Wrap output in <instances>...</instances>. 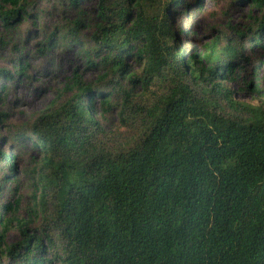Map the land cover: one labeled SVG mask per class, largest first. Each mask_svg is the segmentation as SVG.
<instances>
[{"label":"trees","instance_id":"1","mask_svg":"<svg viewBox=\"0 0 264 264\" xmlns=\"http://www.w3.org/2000/svg\"><path fill=\"white\" fill-rule=\"evenodd\" d=\"M65 1L77 13L65 36L102 70L104 89L88 95L75 74L73 95L31 124L42 154L30 168L34 205L6 253L22 256L20 264H264V103L236 101L227 85L245 81L251 67L255 75L245 43L264 52V0H247L261 14L249 15L246 30L232 28L244 42L218 37L187 58L172 21L183 0ZM37 2L0 0V22L20 23ZM15 72L26 76L21 63ZM166 73L174 76L146 109L143 134L118 147L101 143L95 95L107 112L135 108L133 89L105 80L149 89ZM0 155L15 167L17 155ZM0 225L1 249L11 225L2 215Z\"/></svg>","mask_w":264,"mask_h":264},{"label":"rangeland","instance_id":"2","mask_svg":"<svg viewBox=\"0 0 264 264\" xmlns=\"http://www.w3.org/2000/svg\"><path fill=\"white\" fill-rule=\"evenodd\" d=\"M36 1L31 15L20 23L5 26L0 22V112L5 115L0 117V153L17 155L13 169L0 155V216L11 225L5 245L0 249V264L21 263L22 256L10 257L6 247L20 240L18 224L31 217L29 210L34 205L30 168L42 154L35 136L30 134L31 124L45 112L55 113L73 95L80 84L74 79L75 74L81 78V84L91 87L88 95L104 89V84L99 83L102 70L88 63L82 46L65 36L63 28L76 17V11L65 0ZM93 7L94 1L85 3L87 11ZM173 9V25L179 31L178 39L186 58L204 54L206 46L218 37L244 42L232 28L246 30L250 25L249 15L261 14V10L247 0H183V5L174 4ZM24 16L21 13V17ZM83 35L89 36V31ZM245 46L246 54L258 66L255 75L251 74V67L245 81L228 82L227 85L233 90L236 101L258 106L264 103V52L256 46L249 48L248 42ZM20 63L26 68V76L18 78L15 70ZM128 64L131 71L141 72L142 66L136 60ZM7 71L12 79L7 78ZM173 76L166 73L149 89H143L138 82H127V79L107 78L104 83H119L126 89H133L135 108L126 110L122 116L118 110L107 112L100 103V96L95 95V117L104 128L99 141L118 147L138 139L145 130L146 109L168 91ZM251 80L255 87L248 89L246 85ZM3 86L7 88L2 90ZM17 201L16 210L5 209L7 205L14 207ZM47 247L45 244V257L50 258Z\"/></svg>","mask_w":264,"mask_h":264}]
</instances>
